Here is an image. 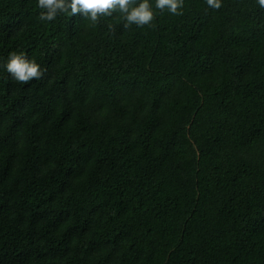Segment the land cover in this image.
<instances>
[{
  "label": "trees",
  "instance_id": "obj_1",
  "mask_svg": "<svg viewBox=\"0 0 264 264\" xmlns=\"http://www.w3.org/2000/svg\"><path fill=\"white\" fill-rule=\"evenodd\" d=\"M149 2L125 28L0 0V264H264V8Z\"/></svg>",
  "mask_w": 264,
  "mask_h": 264
},
{
  "label": "clouds",
  "instance_id": "obj_2",
  "mask_svg": "<svg viewBox=\"0 0 264 264\" xmlns=\"http://www.w3.org/2000/svg\"><path fill=\"white\" fill-rule=\"evenodd\" d=\"M207 5L214 9L222 7L221 0H206ZM264 8V0H257ZM37 6L42 9L39 14L41 21H53L59 13L70 16L81 15L93 24L99 22L100 17H110L114 12L122 14L124 27L133 24L142 27L150 25L155 13L149 0H37ZM184 0H155V8L161 13L167 10L173 15H183ZM109 30L114 31L112 25ZM4 67L13 79L21 83H30L43 78L46 70L34 60L27 58L24 53L10 52Z\"/></svg>",
  "mask_w": 264,
  "mask_h": 264
}]
</instances>
